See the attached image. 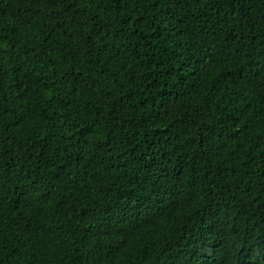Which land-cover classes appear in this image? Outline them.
I'll use <instances>...</instances> for the list:
<instances>
[{
  "label": "trees",
  "instance_id": "obj_1",
  "mask_svg": "<svg viewBox=\"0 0 264 264\" xmlns=\"http://www.w3.org/2000/svg\"><path fill=\"white\" fill-rule=\"evenodd\" d=\"M0 264H264V0H0Z\"/></svg>",
  "mask_w": 264,
  "mask_h": 264
}]
</instances>
